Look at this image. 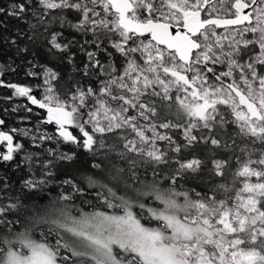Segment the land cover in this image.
Wrapping results in <instances>:
<instances>
[{
  "label": "snow or ice",
  "instance_id": "obj_1",
  "mask_svg": "<svg viewBox=\"0 0 264 264\" xmlns=\"http://www.w3.org/2000/svg\"><path fill=\"white\" fill-rule=\"evenodd\" d=\"M0 17V264H264V0Z\"/></svg>",
  "mask_w": 264,
  "mask_h": 264
},
{
  "label": "trees",
  "instance_id": "obj_2",
  "mask_svg": "<svg viewBox=\"0 0 264 264\" xmlns=\"http://www.w3.org/2000/svg\"><path fill=\"white\" fill-rule=\"evenodd\" d=\"M10 2H11V0H0V6H5L6 7ZM0 19H4L5 22L8 24L9 32H11L12 29L20 26L16 21L12 20L11 18L0 17ZM5 79H10L13 82H15V81H17L19 79L20 82H24L22 75L20 77L9 75V76H6ZM8 94H10L8 92V90L0 89V96H4V95H8ZM9 103L10 102L0 100V110H2L5 106L9 105ZM11 103H12L13 106L15 105V102H11ZM20 103H23V101H20ZM22 115H25V113L24 112H20L18 114H12V115L5 116L4 118L6 119L7 124L3 128V130L7 131L9 127H24L25 124L21 123L19 121V119H18V117L22 116ZM102 210L109 211L107 209H102ZM36 238H39V234L38 233H37ZM0 249H4V251H6V248H5V246L2 243H0ZM3 254L4 253L2 251H0V257H2Z\"/></svg>",
  "mask_w": 264,
  "mask_h": 264
}]
</instances>
